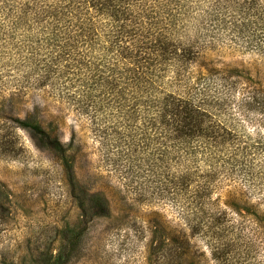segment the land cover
Listing matches in <instances>:
<instances>
[{"label": "trees", "instance_id": "obj_1", "mask_svg": "<svg viewBox=\"0 0 264 264\" xmlns=\"http://www.w3.org/2000/svg\"><path fill=\"white\" fill-rule=\"evenodd\" d=\"M225 40L264 54V0H0V152L15 148L6 123L65 151L34 118L1 114L47 88L87 117L101 143L116 134L118 145L146 151L154 192L215 264H264L254 206L228 212L212 197L219 181L237 179L264 203V142H248L237 117L253 103L264 117V92L199 61L203 47ZM172 242L175 254L186 244Z\"/></svg>", "mask_w": 264, "mask_h": 264}, {"label": "rangeland", "instance_id": "obj_2", "mask_svg": "<svg viewBox=\"0 0 264 264\" xmlns=\"http://www.w3.org/2000/svg\"><path fill=\"white\" fill-rule=\"evenodd\" d=\"M199 59L236 70L264 92L263 53L225 40L203 47ZM46 91L29 90L11 109L2 106L3 116L28 115L67 146L60 153L27 129L5 124L15 148L0 152V264H215L204 240L154 192L146 151L118 145L116 134L101 143L86 116ZM253 104L237 115L238 125L248 142H264V117ZM95 194L105 209L94 207ZM212 197L228 212L254 206L264 227L263 196L248 195L239 180L219 181ZM174 237L186 240L178 254Z\"/></svg>", "mask_w": 264, "mask_h": 264}]
</instances>
